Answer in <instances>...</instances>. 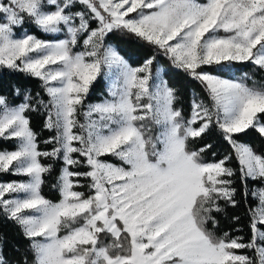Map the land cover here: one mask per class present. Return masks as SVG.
<instances>
[{
    "label": "snow or ice",
    "instance_id": "6c2138e0",
    "mask_svg": "<svg viewBox=\"0 0 264 264\" xmlns=\"http://www.w3.org/2000/svg\"><path fill=\"white\" fill-rule=\"evenodd\" d=\"M0 222V264H264V0H0Z\"/></svg>",
    "mask_w": 264,
    "mask_h": 264
},
{
    "label": "trees",
    "instance_id": "16d2710c",
    "mask_svg": "<svg viewBox=\"0 0 264 264\" xmlns=\"http://www.w3.org/2000/svg\"><path fill=\"white\" fill-rule=\"evenodd\" d=\"M161 63L165 64V66H167L165 61L162 60ZM239 67H241L242 71H246V72H249L251 74L250 66L245 67L243 65H240ZM239 74L240 73H237V75H239ZM254 78L259 80L261 78V74H257ZM16 82L22 84L26 88L31 89L33 92L39 91V81L38 80L26 78L22 74H17ZM170 82L173 83L180 90V94L182 97H184L185 102H186L187 97L193 88H195L197 91H199V88L197 85H195L192 82H190L189 80L185 79L183 77V75L180 73L174 72L172 74V79ZM100 91H101V89L99 86L94 88L92 95H91V101L94 102L97 99V97L100 95ZM33 126L36 128L37 131L40 130V126H41L40 117L33 116ZM46 135H47V133H42V136H46ZM242 139H245L248 142L256 144V145L260 144L259 138L254 133L250 134L248 137H243ZM216 143H217V151L219 153H223L227 149L226 144H223L222 142H216ZM3 178L9 179V177H3ZM45 193L50 195V196L54 195L50 192L48 187L45 188ZM233 211L234 210L229 209V215H231L233 213ZM221 227L226 229L228 227L227 221L222 220ZM0 233H3L7 238V241H8V247L6 248L7 254L9 255V257L16 258L17 254L13 251V246L19 242L21 248H23V244L25 243V242L21 241L18 230L15 227H13L10 223L0 222Z\"/></svg>",
    "mask_w": 264,
    "mask_h": 264
}]
</instances>
